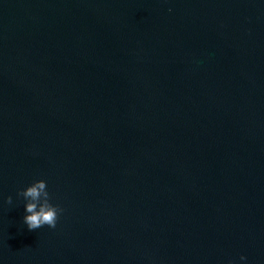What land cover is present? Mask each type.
<instances>
[{"label": "water", "instance_id": "1", "mask_svg": "<svg viewBox=\"0 0 264 264\" xmlns=\"http://www.w3.org/2000/svg\"><path fill=\"white\" fill-rule=\"evenodd\" d=\"M229 261L264 264V0H0V264Z\"/></svg>", "mask_w": 264, "mask_h": 264}, {"label": "clouds", "instance_id": "2", "mask_svg": "<svg viewBox=\"0 0 264 264\" xmlns=\"http://www.w3.org/2000/svg\"><path fill=\"white\" fill-rule=\"evenodd\" d=\"M17 195L23 197L24 215L22 220L29 230L39 229L45 225L49 228L56 227L58 216L63 209L58 204L51 202L47 182L44 179L35 180L18 191ZM5 203L11 204L12 197H6ZM239 259L243 262L247 258L241 255ZM229 264H233V262L229 261Z\"/></svg>", "mask_w": 264, "mask_h": 264}]
</instances>
